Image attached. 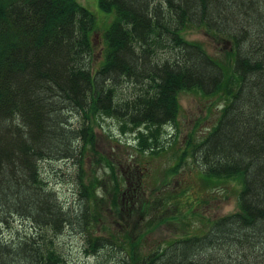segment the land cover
<instances>
[{"label": "trees", "instance_id": "1", "mask_svg": "<svg viewBox=\"0 0 264 264\" xmlns=\"http://www.w3.org/2000/svg\"><path fill=\"white\" fill-rule=\"evenodd\" d=\"M97 3L113 17L95 66L96 18L78 0H0V225L19 216L34 230L0 236V264H66L56 237L68 227L85 254L104 255L106 264H264V0ZM192 26L231 42L232 62L186 40ZM184 90L223 103L207 132L188 136L172 172L189 158L206 183L241 182L238 209L146 253L141 235L128 247L107 227L97 234L103 197L114 208L134 203L126 177L95 148L98 120L118 119L121 131L135 133L138 152L158 153ZM89 150L108 166L106 179L85 173ZM46 160L77 163V205L49 186L39 164ZM171 198L160 197L156 218L171 210Z\"/></svg>", "mask_w": 264, "mask_h": 264}, {"label": "rangeland", "instance_id": "2", "mask_svg": "<svg viewBox=\"0 0 264 264\" xmlns=\"http://www.w3.org/2000/svg\"><path fill=\"white\" fill-rule=\"evenodd\" d=\"M78 2L88 8L96 18L93 32L96 66L103 59L105 44L102 35L113 15L103 12L98 7L97 0ZM183 37L188 41L200 43L208 54L219 61L229 60V64L232 62L228 54L232 50L231 42L216 40L210 31L192 26L183 31ZM178 98L180 108L176 128L174 125H165L167 132L162 134L163 149L158 153L138 152L135 143L132 142L135 133L121 131L120 121L116 118L103 117L94 127L96 150L112 161L118 174L126 177L125 186L129 185L134 199L132 206L124 207L120 204V207L114 208L109 205L110 195L103 197V201L99 202L100 221L96 233H107L104 230V227H107L110 232L125 238L128 247L129 242L139 240L141 235L140 251L145 253L182 234L202 231L204 224L201 220L205 218L210 220L238 209L237 193L242 186L241 182L239 184L228 179L217 184L206 183L203 181L201 171L189 158L176 172H172L188 136L203 135L207 132L215 123L223 103L217 95H203L196 90L181 91ZM71 120L77 121L75 115H72ZM85 156H87L83 164L85 173L106 179L108 166L103 161H94L97 156L91 150L86 152ZM39 164L42 175L59 199L67 206L77 205L79 198L76 187L77 163L74 160H46ZM123 191L125 193V190ZM99 192L102 196L101 189ZM164 196H171L169 205L174 206L165 215L162 210V215L156 218L161 207L159 206L157 210L158 205H162V200L159 199L161 197L165 202ZM120 198V202L127 205V200L121 196ZM140 199L146 202V205ZM177 211H181L178 218L173 216ZM152 216L155 217L153 222L150 221ZM31 227V221L14 216L10 218L9 223L0 225V236L6 240L17 234L23 236L30 230L34 231ZM56 243L65 256L66 264H106L102 261L104 258L107 260L106 256L97 257L84 253L82 237L71 227L56 237Z\"/></svg>", "mask_w": 264, "mask_h": 264}]
</instances>
